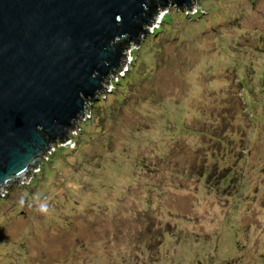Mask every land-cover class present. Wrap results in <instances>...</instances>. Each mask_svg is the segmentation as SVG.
<instances>
[{"label":"rangeland","instance_id":"1","mask_svg":"<svg viewBox=\"0 0 264 264\" xmlns=\"http://www.w3.org/2000/svg\"><path fill=\"white\" fill-rule=\"evenodd\" d=\"M128 46L0 194V264H264V0L168 7Z\"/></svg>","mask_w":264,"mask_h":264},{"label":"water","instance_id":"2","mask_svg":"<svg viewBox=\"0 0 264 264\" xmlns=\"http://www.w3.org/2000/svg\"><path fill=\"white\" fill-rule=\"evenodd\" d=\"M193 2L0 0V194L68 140L122 70L123 45L149 33L156 10L187 12Z\"/></svg>","mask_w":264,"mask_h":264},{"label":"clouds","instance_id":"3","mask_svg":"<svg viewBox=\"0 0 264 264\" xmlns=\"http://www.w3.org/2000/svg\"><path fill=\"white\" fill-rule=\"evenodd\" d=\"M19 204L21 207L24 206L25 200L23 198L20 199ZM37 211L42 215H48L49 214V205L47 201L39 202Z\"/></svg>","mask_w":264,"mask_h":264},{"label":"trees","instance_id":"4","mask_svg":"<svg viewBox=\"0 0 264 264\" xmlns=\"http://www.w3.org/2000/svg\"><path fill=\"white\" fill-rule=\"evenodd\" d=\"M159 11H161L160 9H158V10H156L155 11V14H154V17L157 15V13L159 12ZM134 43H139V41H136V42H134ZM127 45H128V42L127 43H125L124 45H123V50L127 47Z\"/></svg>","mask_w":264,"mask_h":264}]
</instances>
